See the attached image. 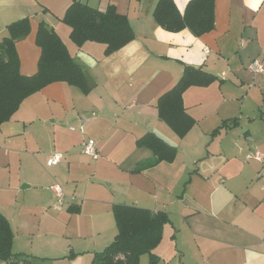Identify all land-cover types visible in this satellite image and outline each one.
<instances>
[{"label":"crops","instance_id":"crops-1","mask_svg":"<svg viewBox=\"0 0 264 264\" xmlns=\"http://www.w3.org/2000/svg\"><path fill=\"white\" fill-rule=\"evenodd\" d=\"M79 1L99 11L113 5L134 39L105 55L103 44L70 40L61 20L72 0H0V42L11 23H30L15 43L20 75L37 72L43 22L94 82L88 93L49 84L0 125V214L18 255L0 264H92L117 234L114 205L167 214L156 264H264V72L247 70L264 63V0H214V28L201 36L158 26L159 0ZM189 1L173 0L181 15ZM184 66L217 80L183 93L195 124L180 138L158 117L157 101ZM147 134L175 150L171 163L140 168L153 159L136 144ZM88 139L97 159L82 152ZM52 153L63 159L47 167ZM254 153L261 160L247 159ZM53 185L62 190L58 208Z\"/></svg>","mask_w":264,"mask_h":264},{"label":"trees","instance_id":"trees-1","mask_svg":"<svg viewBox=\"0 0 264 264\" xmlns=\"http://www.w3.org/2000/svg\"><path fill=\"white\" fill-rule=\"evenodd\" d=\"M153 17L158 26L166 31L188 29L194 36H201L214 28V0H190L182 15L173 0H159ZM61 22L70 28V40L76 46L80 47L85 42L103 44L105 55L134 39L126 17L118 14L113 5L99 11L79 0H72ZM45 27L47 25L40 22L35 35L40 57L37 72L30 77L20 75L15 50L16 41L30 32L29 20L24 18L6 27L8 35L0 42V125L12 117L24 99L49 84L64 82L80 88L84 93L89 91L85 72L70 57L58 35ZM216 80L215 76L201 68L184 66L181 79L158 99V117L180 138L184 137L195 122L185 113L183 93L191 86L205 87ZM262 118L264 120V114ZM224 125L216 129L212 136ZM136 144L153 153V159L143 164L141 169L161 162L171 163L175 159V150L152 134L145 135ZM112 212L117 234L109 246L94 255L92 264H139L143 255L149 257L150 264H156L157 257L152 252L162 239L164 225L170 222L167 214L152 213L131 205H114ZM12 239V230L0 214V261L9 263L12 258L18 257L12 253ZM21 264L29 263L23 261Z\"/></svg>","mask_w":264,"mask_h":264},{"label":"built area","instance_id":"built-area-1","mask_svg":"<svg viewBox=\"0 0 264 264\" xmlns=\"http://www.w3.org/2000/svg\"><path fill=\"white\" fill-rule=\"evenodd\" d=\"M247 70L254 75L261 74L264 72V63L261 60L255 59L248 65ZM81 149H82L83 154L87 155L88 157L92 159L98 158V152L95 147V142L92 139H88L84 141L81 145ZM261 158L262 156L258 153L247 155L248 160L250 159L261 160ZM62 159H63L62 154L52 153L46 161V166L47 167L56 166L61 162ZM51 190L53 191L57 199L56 208H58L61 206L62 190L59 185H53L51 187Z\"/></svg>","mask_w":264,"mask_h":264},{"label":"water","instance_id":"water-1","mask_svg":"<svg viewBox=\"0 0 264 264\" xmlns=\"http://www.w3.org/2000/svg\"><path fill=\"white\" fill-rule=\"evenodd\" d=\"M45 28L47 31H51L50 27L47 26ZM85 80H86V84H87L88 89H92L94 87V82H93L92 78L88 74H85Z\"/></svg>","mask_w":264,"mask_h":264}]
</instances>
